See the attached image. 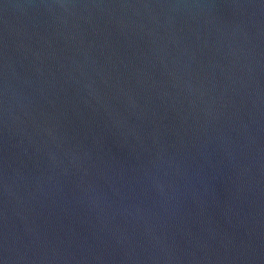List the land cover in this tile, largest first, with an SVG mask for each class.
<instances>
[{
  "label": "water",
  "instance_id": "water-1",
  "mask_svg": "<svg viewBox=\"0 0 264 264\" xmlns=\"http://www.w3.org/2000/svg\"><path fill=\"white\" fill-rule=\"evenodd\" d=\"M0 264H264V0H0Z\"/></svg>",
  "mask_w": 264,
  "mask_h": 264
}]
</instances>
